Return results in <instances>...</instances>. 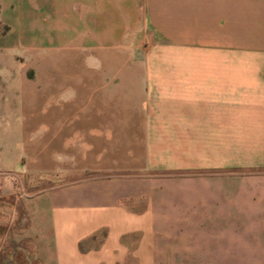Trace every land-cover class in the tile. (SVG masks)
Returning a JSON list of instances; mask_svg holds the SVG:
<instances>
[{"label":"crops","instance_id":"crops-1","mask_svg":"<svg viewBox=\"0 0 264 264\" xmlns=\"http://www.w3.org/2000/svg\"><path fill=\"white\" fill-rule=\"evenodd\" d=\"M13 11L38 12V91L0 98V173L78 176L22 200L24 264H264V0Z\"/></svg>","mask_w":264,"mask_h":264},{"label":"rangeland","instance_id":"rangeland-1","mask_svg":"<svg viewBox=\"0 0 264 264\" xmlns=\"http://www.w3.org/2000/svg\"><path fill=\"white\" fill-rule=\"evenodd\" d=\"M37 13V11L6 12L9 18L6 22L8 26L0 22V98L5 101H16L18 99L17 96L15 97L20 85L18 73H21L25 80L27 79L33 83V92L38 91L36 87L39 67L37 49L40 39ZM21 15L31 16L35 20L19 21V17L22 19ZM21 24L23 27H20ZM51 64L54 67V60ZM14 72L17 73L14 75ZM35 84L36 86H34ZM49 97L54 100L53 94ZM0 118H2L1 123L3 125H15L16 120L12 116L2 115ZM12 142L17 148L20 140L15 139ZM71 177L78 176L59 172L40 175L33 172L28 176L27 182L24 183L17 173H0V180L9 179L12 187V191L9 187L7 188L9 189V192L6 191L7 193L2 194L0 191V264H24L25 261L29 262L21 244L23 228L20 223L22 200L27 196L40 193L46 188L44 185L48 183H65L70 181ZM20 195L23 196L20 197Z\"/></svg>","mask_w":264,"mask_h":264}]
</instances>
